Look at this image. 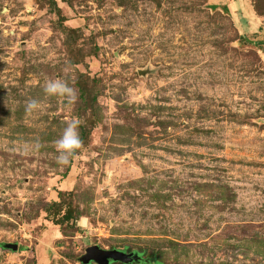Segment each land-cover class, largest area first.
Segmentation results:
<instances>
[{"label": "rangeland", "instance_id": "374dc122", "mask_svg": "<svg viewBox=\"0 0 264 264\" xmlns=\"http://www.w3.org/2000/svg\"><path fill=\"white\" fill-rule=\"evenodd\" d=\"M227 1L0 0V264H264V0Z\"/></svg>", "mask_w": 264, "mask_h": 264}, {"label": "clouds", "instance_id": "9594fccd", "mask_svg": "<svg viewBox=\"0 0 264 264\" xmlns=\"http://www.w3.org/2000/svg\"><path fill=\"white\" fill-rule=\"evenodd\" d=\"M44 93L50 98H58L67 105H75L78 101L77 89L66 79H49L44 83ZM40 108L39 101L33 99L28 101L26 111L33 112ZM83 121L78 116L70 117L60 137L55 141L56 163L60 167H68L72 159L83 147V141L79 129Z\"/></svg>", "mask_w": 264, "mask_h": 264}, {"label": "water", "instance_id": "95a60500", "mask_svg": "<svg viewBox=\"0 0 264 264\" xmlns=\"http://www.w3.org/2000/svg\"><path fill=\"white\" fill-rule=\"evenodd\" d=\"M147 70H139V74L143 75ZM109 181L113 183L114 187L118 186V177L113 174L109 176ZM6 247H10L13 250L18 249L16 243H7ZM141 257L135 252H125L119 249H103L97 245L89 246L86 248L85 253L81 257L83 264H88L90 262H95L96 264H110L112 261H120L125 264L131 262H140Z\"/></svg>", "mask_w": 264, "mask_h": 264}, {"label": "crops", "instance_id": "0c3cea01", "mask_svg": "<svg viewBox=\"0 0 264 264\" xmlns=\"http://www.w3.org/2000/svg\"><path fill=\"white\" fill-rule=\"evenodd\" d=\"M211 1H212V0H209L210 4H212ZM232 5H233V8H234V11L236 12V5H237V4H236V2L233 1V0H228L226 4H221V5H217V6H223V7H230V8H231ZM243 5H244V4H243ZM213 6H216V5H213ZM244 9H245V13H246L247 15H249L248 18H251L254 22H256L255 19L251 16V11L247 8L246 5H244Z\"/></svg>", "mask_w": 264, "mask_h": 264}, {"label": "trees", "instance_id": "16d2710c", "mask_svg": "<svg viewBox=\"0 0 264 264\" xmlns=\"http://www.w3.org/2000/svg\"><path fill=\"white\" fill-rule=\"evenodd\" d=\"M133 263H135V264H141V263H139V262H133ZM129 264H130V263H129ZM148 264H155V262L150 261V263H148Z\"/></svg>", "mask_w": 264, "mask_h": 264}, {"label": "flooded vegetation", "instance_id": "af4514ba", "mask_svg": "<svg viewBox=\"0 0 264 264\" xmlns=\"http://www.w3.org/2000/svg\"><path fill=\"white\" fill-rule=\"evenodd\" d=\"M143 261H144V259L141 257V260H140L139 263H141V264H145ZM137 262H138V261H137Z\"/></svg>", "mask_w": 264, "mask_h": 264}]
</instances>
